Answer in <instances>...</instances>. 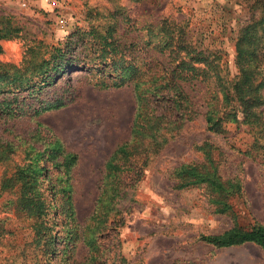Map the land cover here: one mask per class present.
I'll return each instance as SVG.
<instances>
[{
	"label": "rangeland",
	"instance_id": "rangeland-1",
	"mask_svg": "<svg viewBox=\"0 0 264 264\" xmlns=\"http://www.w3.org/2000/svg\"><path fill=\"white\" fill-rule=\"evenodd\" d=\"M31 4L0 0V29L18 31L0 39V141L15 143L9 158L0 161V264H264L256 245L217 247L200 239L235 224L264 226V136L235 123L227 134L207 129L206 103L219 90L216 82L213 87L200 77L181 82L195 113L180 130L161 134L159 146L154 115L171 104L147 94L149 112L136 124L138 93H146L143 84L135 89L136 75L113 80L86 56V64L67 63L49 83L30 85L37 84L47 62L51 68L54 48L71 31L85 28L89 18L103 24L112 11L120 12L117 18L130 17L119 25L120 40L135 44L130 55L140 51L147 61L167 64L145 44L142 29L167 20L197 49L220 56L221 73L231 79L236 41L260 20L255 47H264V0H68L65 27L45 0ZM13 74L23 80L9 81ZM204 142L212 145L222 176L239 184V192L226 200V212L211 201L215 194L205 182L180 186L177 168L204 161L198 149ZM32 159L42 168L37 190L50 205L44 217L51 228L39 233L18 207L20 182L9 181L16 166ZM44 233L53 236L47 249Z\"/></svg>",
	"mask_w": 264,
	"mask_h": 264
},
{
	"label": "trees",
	"instance_id": "trees-1",
	"mask_svg": "<svg viewBox=\"0 0 264 264\" xmlns=\"http://www.w3.org/2000/svg\"><path fill=\"white\" fill-rule=\"evenodd\" d=\"M116 13L120 14L119 11L107 13V16L103 17V24L92 22L93 20L89 18L85 28L76 27L71 31L65 41L54 48L51 68L47 62L46 69L37 84L30 85L39 88L49 83L55 76L65 72L64 68L67 63L70 66H79L80 61L86 64V56L90 61H97L96 64L100 66L98 71L113 80L118 78L124 80L131 76L134 78L133 76L136 75L135 89L139 90L143 84L146 92L145 94L138 93V108L134 120L136 124L149 112L148 105L151 101L147 94L157 99L166 100L171 104V107L164 109L163 112H157V116L154 115L157 125V130L154 132L157 136L154 139L156 145L159 146L164 142V139L159 140L161 134L180 130L185 122L192 119L191 116L195 112L190 108V101L181 82L192 81L200 77L208 82L209 86L211 84L213 87L215 82L219 86L217 92H212L208 96L206 103L205 121L208 130L216 134H227V126L235 123L258 128L259 134L264 136V110L261 109L264 105V47L260 50L255 47L260 38V32L257 33L256 28L261 20L248 27L247 32L236 41L234 56L236 73L233 78L228 79L221 73L220 56L204 49H197L192 45L190 39L185 37L184 30L177 25L178 32H176L174 30L176 25L169 24L167 20L150 22L142 27L146 32L144 35L147 36L146 39H143L145 44L152 51L164 56L167 59V64L157 63L151 59L147 61L146 54L142 56L140 51L135 56L130 55L131 45L135 44L124 43L120 40L121 35L119 36L121 29L119 25L121 22L127 23L130 17L121 14L122 17L117 18ZM118 14L117 16H119ZM17 32L15 29L5 31L0 29V39L15 37ZM81 47L88 48V54H83L79 50ZM140 60L143 61L140 63L142 66L139 65ZM123 63L126 65H122ZM146 63L152 67L145 69ZM153 68L154 70L148 74L149 69ZM50 71L54 73L53 76L50 75ZM8 79L9 81L23 80L19 74H13ZM150 111L154 113L155 109L152 107ZM173 113H177L179 118H174ZM191 113L192 115H190ZM14 147L13 139L0 141V161L7 160ZM211 148V144L202 143L198 149L203 150L204 161L181 165L177 168L181 174L180 186L193 182H205L210 191L215 194V198L211 201L218 205L220 212H226L229 209L226 200L230 194L239 192V184L233 178L222 176L219 161L212 158ZM119 151L125 152L124 147L121 146ZM36 155L38 158L39 154ZM31 161L29 164L16 166L9 181L20 182L18 207L22 212L30 215L28 217L31 229L39 233L41 229L44 231V229L51 228V225L47 227L44 217L50 205L48 200L43 199L37 190V173L42 168L38 161L33 159ZM5 185H9V183L7 182ZM70 235L71 238L68 240L71 241L73 247L75 234L71 233ZM43 237H45L44 248L46 245L48 247L53 244V236L47 237L44 233ZM200 239L217 247L253 244L260 247L264 254V226L261 224H253L248 228L235 224L219 234L201 235Z\"/></svg>",
	"mask_w": 264,
	"mask_h": 264
},
{
	"label": "built area",
	"instance_id": "built-area-1",
	"mask_svg": "<svg viewBox=\"0 0 264 264\" xmlns=\"http://www.w3.org/2000/svg\"><path fill=\"white\" fill-rule=\"evenodd\" d=\"M33 1L38 0H19V4L22 7H31V4ZM49 5V11L53 12V15L55 17L56 23L59 26L65 27L68 25V17L67 15V1L68 0H45Z\"/></svg>",
	"mask_w": 264,
	"mask_h": 264
}]
</instances>
